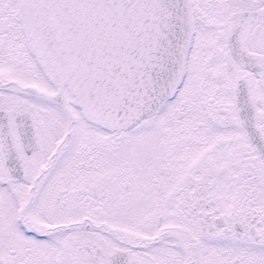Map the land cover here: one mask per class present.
Here are the masks:
<instances>
[{
    "label": "snow or ice",
    "instance_id": "1",
    "mask_svg": "<svg viewBox=\"0 0 264 264\" xmlns=\"http://www.w3.org/2000/svg\"><path fill=\"white\" fill-rule=\"evenodd\" d=\"M0 264H264V0H0Z\"/></svg>",
    "mask_w": 264,
    "mask_h": 264
}]
</instances>
